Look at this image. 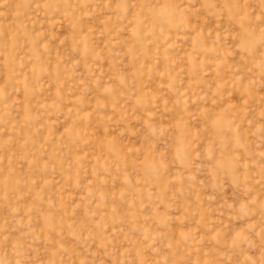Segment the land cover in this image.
<instances>
[{
  "label": "rangeland",
  "instance_id": "374dc122",
  "mask_svg": "<svg viewBox=\"0 0 264 264\" xmlns=\"http://www.w3.org/2000/svg\"><path fill=\"white\" fill-rule=\"evenodd\" d=\"M0 264H264V0H0Z\"/></svg>",
  "mask_w": 264,
  "mask_h": 264
}]
</instances>
